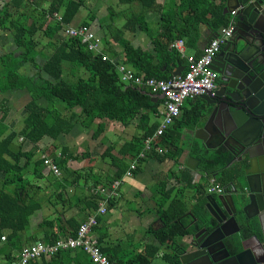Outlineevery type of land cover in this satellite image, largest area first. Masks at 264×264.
Returning a JSON list of instances; mask_svg holds the SVG:
<instances>
[{
    "label": "crops",
    "instance_id": "obj_1",
    "mask_svg": "<svg viewBox=\"0 0 264 264\" xmlns=\"http://www.w3.org/2000/svg\"><path fill=\"white\" fill-rule=\"evenodd\" d=\"M11 1L0 0V9H4L6 4ZM91 1L92 6L86 0V7L81 8L69 27L90 24V29L101 43L100 54L110 58L111 62L116 65L121 80L120 66L134 70L119 63L123 56V49L114 41L108 31V26L114 25L116 28H122L127 22L129 16L127 12L130 7L119 3V0ZM170 1L158 0V4H169ZM227 1L224 14L228 16V26L234 22L237 27L238 19L236 15L232 16L229 12ZM39 3H42L43 7L47 9L50 0H39ZM90 10L95 15L94 20L88 18ZM110 11L116 13L117 16L109 17ZM160 20L161 14L157 11L149 12L147 15V21L154 33L161 32ZM228 26L214 31L210 27L202 25L198 39L174 41V43L183 41V46L180 49L171 46L182 61L171 63V78L175 77L174 73L178 69L181 74H184L188 67L187 58L202 56L210 41L217 38L219 30ZM6 37L11 40V43L10 48L4 49V51L15 52L18 48L13 44L12 39L0 30V41L7 39ZM39 38H42L41 33ZM125 38L135 48L155 54L150 37L141 30L137 29L133 33L126 31ZM225 45L226 43L222 45V50ZM163 68V71H166L167 65ZM82 75L88 77L85 70L82 71ZM139 76L145 77L142 74ZM121 82L126 87L132 85L124 83L122 80ZM145 89L149 91L148 88L145 87ZM20 93L22 91L2 93L0 102L6 98L9 105L12 97ZM27 94L29 95V93ZM30 101L29 95L28 103ZM151 101L153 104H157L158 113L150 116L149 126L156 125L157 129L153 137L147 141L151 140L153 142L151 146L154 147L157 143V147L164 150L163 153H159L156 148L149 150L145 145V150L139 158L124 160L119 153L123 144L144 132L138 126V119L128 127L116 121L97 119L89 128L77 124L69 134L61 135L58 140L46 136L38 144L27 142L22 136L18 137L23 146L14 147H21V153L25 156L32 153L29 160L25 157L21 159V165L27 166L24 169L23 178L29 182L31 187H26L28 192L21 191L20 196L25 198L29 202L30 208H34L36 211L30 216V226L24 230L14 232L12 229L0 227V264H19L20 251L24 247L37 244L53 245L57 241L71 237L67 235L70 230L63 234V228L66 230L68 227L66 224L68 220L76 219L82 225L94 215H98L99 222L92 229L91 236L97 241L104 254L113 257L112 260L108 256L113 264H173L171 262L173 255L178 257L176 264H181L179 256L181 248L187 249L189 243H192L193 240L195 242V234L205 226L204 220H214L211 214V210L214 208L210 207V210L207 208L209 199L220 205L219 197L223 193L210 192V188L222 187L225 189L226 186H229L228 184L234 180L233 178L229 181L237 170V165L234 156L220 141L217 138L212 139L209 133L202 130L204 121L201 122V120L205 118L208 108L205 99L197 97L184 102L181 115L166 130L171 135V139L168 138L163 143H161L160 137L156 138L155 136L165 111L164 99L161 96H152ZM9 107L12 111L10 105ZM102 122L105 123L106 130L100 137L94 138L93 136ZM7 124L9 125V123ZM9 127L10 132H19L14 128L12 130L11 125ZM201 138H205V140ZM56 141L58 142L56 143ZM108 147L114 148L112 156L128 163L129 168L120 179L114 178L116 169L113 166V159L105 155ZM66 150L68 153L65 155H67L68 163L64 169H59V176L55 175L49 167L45 168L43 176L36 175L35 169L38 161L47 158L58 167L54 158L61 156ZM218 152L221 155L228 152L232 155V160L228 165H221L217 170L209 171L206 168V160L221 156L218 155ZM146 154L154 155L140 164L139 159L144 158ZM158 155H161V158H158ZM66 159L64 160L66 161ZM132 165H136V169L133 171L131 170ZM65 168L76 171L79 175H68ZM129 172L131 175H128ZM112 178L115 180L109 184L108 180ZM96 180H100V185L94 186L93 183ZM3 181L4 173H0V189ZM116 183H119L118 188L114 186ZM10 190H13V187H10ZM60 193L63 194V198L58 196ZM91 194L101 198L99 206L95 210L89 209L91 202L85 200L86 196ZM101 208L106 209L105 214H100ZM244 218H246L245 215L241 216L240 220ZM228 220L231 219L228 218ZM45 221L55 224L54 226H41ZM175 228L176 232L171 234ZM232 229L234 230L235 226L228 227V231ZM60 232L62 233L60 239L52 243L47 242L49 237L57 236ZM3 237L5 240L2 239ZM71 252L74 257L76 251ZM53 258L54 256L33 259L28 264L67 263L62 258L54 260Z\"/></svg>",
    "mask_w": 264,
    "mask_h": 264
},
{
    "label": "trees",
    "instance_id": "obj_2",
    "mask_svg": "<svg viewBox=\"0 0 264 264\" xmlns=\"http://www.w3.org/2000/svg\"><path fill=\"white\" fill-rule=\"evenodd\" d=\"M225 2L226 0H171L169 4L159 5L158 0H119V3L130 7L127 22L122 28L108 26L114 41L123 49L119 63L132 68L138 76L142 74L146 78L159 80L171 78V63L182 61L171 47L174 41L198 39L202 25L214 31L228 26V16L224 14ZM83 7H86V0H50L47 9L39 0H12L4 9H0V30L18 48L15 52L0 54V94L23 91L31 97L26 105L28 114L24 119V126L19 132H10L6 123L11 111L8 100L3 98L0 102V173H4L0 189L2 229H12L14 232L24 230L30 226V216L36 211L20 196L21 191L31 187L23 178L27 166L21 165V159L25 157L29 160L32 153L23 155L22 144L19 148L14 147L17 146L14 141L19 136L27 142L38 144L46 136L58 140L61 135L69 134L77 124L89 128L97 119H102L116 121L128 127L138 119V126L144 131L143 134L124 143L119 151L124 160L128 161L129 158H139L145 150L146 141L156 132L157 126H149V122L150 116L158 113L157 104H153L151 98L159 95L152 94L143 86L132 84L126 87L110 58L104 61V54L97 55L91 51L88 43L65 35V27L73 22ZM154 11L161 14V32L158 33L151 30L147 21L149 12ZM113 16L117 15L110 11L109 17ZM88 18L95 19L92 10ZM86 25L89 27L90 24ZM137 29L150 37L155 54L135 48L125 38L126 31L133 33ZM40 33L42 38H39ZM166 65L167 70L163 71ZM83 70L88 73L87 78L82 75ZM44 101L46 104L41 103ZM105 130L106 125L102 122L93 137H100ZM170 136L166 132L160 137L161 143L171 139ZM113 150V147H108L105 155L113 159L116 169L114 178L120 179L129 166L122 159L112 156ZM63 153L54 158L60 170L68 163L65 155L67 150ZM151 155L154 154H146L139 159L140 164ZM218 155L221 154L218 152ZM231 160L232 155L224 152L221 156L206 160V168L215 171L221 165H228ZM44 161L40 160L36 165L35 173L39 177L44 175V170L48 167ZM65 172L68 175H79L67 168ZM236 174L238 170L230 179L228 176L229 181ZM114 178L108 180V183H112ZM100 183V180H96L93 184L98 186ZM58 196L63 198L62 193ZM100 199L91 194L85 200L91 202L89 209L95 210ZM54 224L45 221L41 226ZM66 224L68 227L66 230L63 228V234L70 230L67 235L75 237L81 224L76 219H70ZM174 232L176 228L171 234ZM61 234L49 237L47 242L57 241ZM243 235H248L245 228ZM74 255L72 257L71 251L60 252L53 260L62 258L67 261L65 264H93L81 250L74 252ZM110 258L113 260V257ZM171 259L173 264L178 263L177 256L173 255Z\"/></svg>",
    "mask_w": 264,
    "mask_h": 264
},
{
    "label": "water",
    "instance_id": "obj_3",
    "mask_svg": "<svg viewBox=\"0 0 264 264\" xmlns=\"http://www.w3.org/2000/svg\"><path fill=\"white\" fill-rule=\"evenodd\" d=\"M227 7L236 11L237 27L212 64L219 78L213 91L200 96L208 104L201 122L234 156L238 174L220 205L209 199L215 223L203 221L195 242L181 248V264H264V0H228ZM239 212L256 219L244 227L247 236ZM231 225L235 229L228 231Z\"/></svg>",
    "mask_w": 264,
    "mask_h": 264
},
{
    "label": "built area",
    "instance_id": "obj_4",
    "mask_svg": "<svg viewBox=\"0 0 264 264\" xmlns=\"http://www.w3.org/2000/svg\"><path fill=\"white\" fill-rule=\"evenodd\" d=\"M232 16L236 15L233 11ZM58 20L59 16L55 14ZM236 24L231 23L230 26L224 28L222 35L210 41L200 57L189 56L187 58L188 67L184 74L172 77L169 80H159L156 78H146L138 76L134 71L127 69L125 66H120L121 80L127 84L143 86L149 89L152 94L161 96L164 99L165 111L156 133V138L163 136L166 130L171 127L176 119L180 116L184 102L188 99H195L205 94L208 91H213L216 88V82L219 78L218 73L213 69L212 64L215 58L222 50V45L234 36ZM65 35L67 37L79 38L88 43L89 49L96 54L101 53L100 40L95 36L92 30L87 25L79 27H65ZM183 46V41L175 42L172 47L180 49ZM107 56L103 55V60L106 61ZM154 137V138H155ZM152 141L146 142L147 148H156L159 153L164 150L151 146ZM45 165L51 168L55 175H60L59 168L52 163L51 160L45 158ZM136 165H132L131 170H135ZM131 175V172L128 173ZM119 183L114 184L115 188ZM118 188V187H117ZM210 192L222 193L224 188L212 187ZM106 209L101 208L100 214H105ZM98 215L88 218L83 223L77 232L76 237H69L65 240L57 241L53 245H33L24 247L20 251L19 264H28L33 259L42 257H52L62 251H77L81 250L86 253L93 264H113L109 257L103 253L97 241L91 236L92 229L98 225ZM5 240V237L2 238Z\"/></svg>",
    "mask_w": 264,
    "mask_h": 264
},
{
    "label": "rangeland",
    "instance_id": "obj_5",
    "mask_svg": "<svg viewBox=\"0 0 264 264\" xmlns=\"http://www.w3.org/2000/svg\"><path fill=\"white\" fill-rule=\"evenodd\" d=\"M87 3L90 6H92L91 0H87ZM100 14H102V13H100ZM108 19H109V17H108ZM10 43H11V40H9L8 38L0 41V54H3V52H5L4 49L7 50L8 48H10ZM0 97H1V95H0ZM28 101H29V95L27 94V92L22 91V93L14 95L12 97V100L9 103V105L12 108V111L10 113L9 118L7 119V123H9V125H11L12 130L14 128L15 130L20 131L21 128L23 127L24 119L26 118V116L28 114L27 110L25 109V106L28 103ZM41 103L46 104L45 101L41 102ZM57 142L58 141H56V143ZM21 143H22L21 139L19 140L17 138V140L15 141V144L17 146H19ZM26 191L28 192L29 190H26Z\"/></svg>",
    "mask_w": 264,
    "mask_h": 264
},
{
    "label": "flooded vegetation",
    "instance_id": "obj_6",
    "mask_svg": "<svg viewBox=\"0 0 264 264\" xmlns=\"http://www.w3.org/2000/svg\"><path fill=\"white\" fill-rule=\"evenodd\" d=\"M222 193H225V190L222 192ZM221 193V194H222ZM215 215L219 218V216H218V214H216L215 213ZM243 213H241V212H239V214H238V222H239V224H240V226H242V229L244 228V227H247V225L248 224H250V223H254V222H256V219H252V220H249V219H247V218H244L243 220H240V217L242 216L243 217ZM246 217V216H245ZM230 218V217H229ZM214 223H215V221H213ZM229 224H232V222H231V220L229 221V223H228V225ZM234 226V225H233ZM229 227V226H228ZM200 230H198V232H199ZM197 232V233H198ZM196 233V234H197Z\"/></svg>",
    "mask_w": 264,
    "mask_h": 264
}]
</instances>
